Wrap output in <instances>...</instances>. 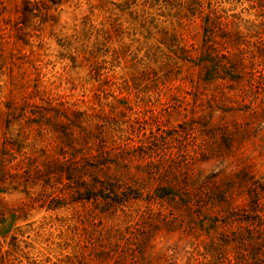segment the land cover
Listing matches in <instances>:
<instances>
[{
	"label": "rangeland",
	"instance_id": "374dc122",
	"mask_svg": "<svg viewBox=\"0 0 264 264\" xmlns=\"http://www.w3.org/2000/svg\"><path fill=\"white\" fill-rule=\"evenodd\" d=\"M0 264H264V0H0Z\"/></svg>",
	"mask_w": 264,
	"mask_h": 264
}]
</instances>
